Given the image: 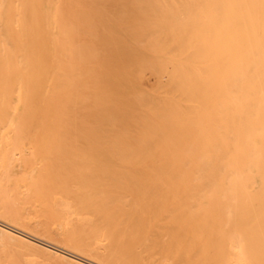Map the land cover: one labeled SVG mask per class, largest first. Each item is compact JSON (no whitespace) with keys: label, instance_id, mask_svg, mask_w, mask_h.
I'll return each instance as SVG.
<instances>
[{"label":"bare ground","instance_id":"obj_1","mask_svg":"<svg viewBox=\"0 0 264 264\" xmlns=\"http://www.w3.org/2000/svg\"><path fill=\"white\" fill-rule=\"evenodd\" d=\"M173 3L200 21L190 0H0V244L25 264H264V0L224 3L251 47L178 38ZM222 43L247 61L217 71Z\"/></svg>","mask_w":264,"mask_h":264},{"label":"rangeland","instance_id":"obj_2","mask_svg":"<svg viewBox=\"0 0 264 264\" xmlns=\"http://www.w3.org/2000/svg\"><path fill=\"white\" fill-rule=\"evenodd\" d=\"M192 3L195 4V7H193V16L196 18L199 17V22H191L187 25V20L183 17L182 8L180 7V4L173 3L171 4V7L168 8V11L170 13V18L172 19L174 31L177 34L178 38L183 40H191L193 36L196 37V40L198 39H205V38H213L212 37V30H218V32H221L223 34L230 33L234 35L235 41L237 42H246L250 47L252 43L254 42L253 34L251 33V29L247 28V26L244 25L243 22L238 21H232V23H228L227 18V10L224 8L225 1L231 2L232 0H213L209 4V9L213 10L215 15L219 19V26L215 27V24L211 26L213 21L206 20L207 17L206 12L204 11L203 7L205 6L204 0H190ZM240 2L243 0H239ZM248 2H251L252 0H247ZM184 2H189V0H184ZM208 23V24H207ZM210 23V24H209ZM212 27V28H211ZM208 30L207 34L206 31ZM199 34V35H198ZM188 42V41H187ZM189 43V42H188ZM190 45V43H189ZM243 49V47H240ZM254 50V49H253ZM216 54L213 55L210 59V63L215 65V69L217 71H233L236 68L232 65V67H225L230 62H233L235 64H243L247 60L245 59V55L242 51L236 50V53H234L231 49V46H229L228 43H222L219 47H217V51H215ZM258 52V54H257ZM255 53V55L258 57H264V47H260L259 50ZM254 56V55H253ZM191 71L197 72L199 71L198 67L195 65H189L188 67ZM212 68V67H211ZM242 73L241 79L247 81V85H253L252 81L255 78L254 69L253 66L250 64H247L243 66L241 69H239ZM181 78H198L201 80H204L207 83L214 82L215 80L222 79V76L214 75V74H200V75H191V76H182ZM226 78H234L233 76H227ZM225 93V92H223ZM241 93V92H240ZM225 94H232L236 95L239 94V92L232 91V92H226ZM229 215L233 214V209H229L228 211ZM36 260H39L40 262L43 261V264H57V263H49L47 261H44L42 258H35ZM0 264H25L24 261L18 258L16 253L14 251H10L7 249V247H3L2 244H0Z\"/></svg>","mask_w":264,"mask_h":264}]
</instances>
